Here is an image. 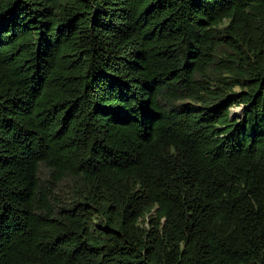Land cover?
Returning a JSON list of instances; mask_svg holds the SVG:
<instances>
[{"label": "trees", "instance_id": "trees-1", "mask_svg": "<svg viewBox=\"0 0 264 264\" xmlns=\"http://www.w3.org/2000/svg\"><path fill=\"white\" fill-rule=\"evenodd\" d=\"M0 264H264V0H0Z\"/></svg>", "mask_w": 264, "mask_h": 264}, {"label": "rangeland", "instance_id": "rangeland-1", "mask_svg": "<svg viewBox=\"0 0 264 264\" xmlns=\"http://www.w3.org/2000/svg\"><path fill=\"white\" fill-rule=\"evenodd\" d=\"M231 114H233V115H240V110H239V108H234V109H232V111H231Z\"/></svg>", "mask_w": 264, "mask_h": 264}, {"label": "water", "instance_id": "water-1", "mask_svg": "<svg viewBox=\"0 0 264 264\" xmlns=\"http://www.w3.org/2000/svg\"><path fill=\"white\" fill-rule=\"evenodd\" d=\"M239 110H241V109H239Z\"/></svg>", "mask_w": 264, "mask_h": 264}]
</instances>
